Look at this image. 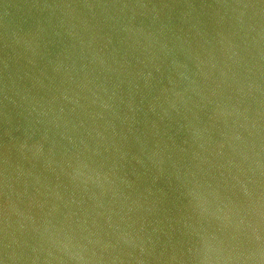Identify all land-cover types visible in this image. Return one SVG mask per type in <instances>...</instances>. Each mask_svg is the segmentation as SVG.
<instances>
[{
  "label": "water",
  "instance_id": "95a60500",
  "mask_svg": "<svg viewBox=\"0 0 264 264\" xmlns=\"http://www.w3.org/2000/svg\"><path fill=\"white\" fill-rule=\"evenodd\" d=\"M0 264H264V0H0Z\"/></svg>",
  "mask_w": 264,
  "mask_h": 264
}]
</instances>
